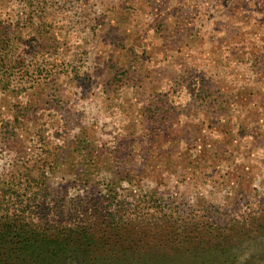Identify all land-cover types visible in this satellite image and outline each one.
I'll use <instances>...</instances> for the list:
<instances>
[{"label": "rangeland", "instance_id": "374dc122", "mask_svg": "<svg viewBox=\"0 0 264 264\" xmlns=\"http://www.w3.org/2000/svg\"><path fill=\"white\" fill-rule=\"evenodd\" d=\"M137 1L0 0V215L70 247L55 264H264V147H129L103 49ZM242 218L219 245L188 232Z\"/></svg>", "mask_w": 264, "mask_h": 264}, {"label": "crops", "instance_id": "0c3cea01", "mask_svg": "<svg viewBox=\"0 0 264 264\" xmlns=\"http://www.w3.org/2000/svg\"><path fill=\"white\" fill-rule=\"evenodd\" d=\"M162 4L148 15L138 0L121 11L125 21L110 19L108 39L120 43L103 49L105 71L128 89L117 115L129 147H180L182 160L188 148L264 147V0ZM176 37L192 41L177 52Z\"/></svg>", "mask_w": 264, "mask_h": 264}, {"label": "trees", "instance_id": "16d2710c", "mask_svg": "<svg viewBox=\"0 0 264 264\" xmlns=\"http://www.w3.org/2000/svg\"><path fill=\"white\" fill-rule=\"evenodd\" d=\"M22 212V209H19L0 215V264H55L60 256L68 253L70 247L62 241L44 235L32 228L30 223H24ZM249 222L250 220L242 218L211 224L210 227L198 223L194 230L188 232L195 242L209 247L230 242L231 238H238L241 234L236 233L244 234L245 230L248 231ZM178 232L180 233L174 234L180 236L186 230ZM177 240L180 241V238Z\"/></svg>", "mask_w": 264, "mask_h": 264}]
</instances>
